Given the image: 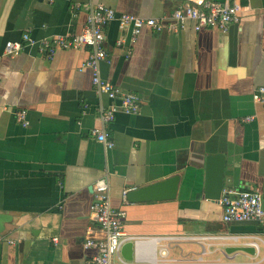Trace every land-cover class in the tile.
Listing matches in <instances>:
<instances>
[{"label": "crops", "instance_id": "0c3cea01", "mask_svg": "<svg viewBox=\"0 0 264 264\" xmlns=\"http://www.w3.org/2000/svg\"><path fill=\"white\" fill-rule=\"evenodd\" d=\"M238 1L241 22L226 31L196 30L187 19L175 32L143 26L132 40L117 20L107 24L99 75L138 94L140 104L103 122L113 100L96 92L91 68L80 69L91 47L48 55L40 41L78 33L88 5L170 23L181 1L0 0V214L8 217L1 264H84L96 254L84 239L89 228L98 231L90 204L102 176L113 207L125 211L122 231L139 241L133 260L264 264L263 227L223 222L220 204L203 195L206 156L223 153V188L256 189L264 207V105L252 99L264 85V0ZM24 32L35 42L5 54L4 43ZM93 127L113 145L98 141ZM174 174V199L123 202L124 188ZM234 246L254 251H225Z\"/></svg>", "mask_w": 264, "mask_h": 264}, {"label": "built area", "instance_id": "2783aa9c", "mask_svg": "<svg viewBox=\"0 0 264 264\" xmlns=\"http://www.w3.org/2000/svg\"><path fill=\"white\" fill-rule=\"evenodd\" d=\"M171 15L170 23L163 22L156 17H142L136 14L121 12L104 3L85 6L88 10L86 23L75 34H55L45 37L40 41V51L51 55L57 49H69L90 46L92 51L88 58L81 64L80 69L89 67L92 70L91 83L98 93H106L113 102L101 113V120L108 122L115 116V112L122 110L126 113H136L139 110L140 98L138 94L124 91L107 80L101 78L98 70L100 60H107V51L104 47V27L113 20H117L120 29L130 34L135 39L143 26H148L155 32H175L183 28L187 19L192 20L194 29L214 27L226 31L230 24L241 22L242 6L238 0H180ZM78 6V4H75ZM121 39L117 40L119 43ZM35 40L28 32L22 34L20 40H7L4 43V53L7 55L18 54L25 44L34 43ZM252 99L264 105V85L257 86L252 92ZM117 100V101H116ZM16 117L23 124H27L25 110L16 112ZM248 116L245 119H250ZM91 132L97 140L105 146L111 147L109 140L102 128L93 127ZM131 188L122 190V200L127 201L126 195ZM92 202L90 214L97 225L98 231L92 228L86 233L84 246L97 249L84 264H146L139 260H127L122 257L120 249L124 242L133 240L138 244V239L126 234L121 229L124 210L116 209L111 203L109 182L105 176L97 178L92 184ZM217 202L222 209L223 222L257 221L264 229V207L260 192L256 189H222ZM54 240H56L54 238Z\"/></svg>", "mask_w": 264, "mask_h": 264}, {"label": "water", "instance_id": "95a60500", "mask_svg": "<svg viewBox=\"0 0 264 264\" xmlns=\"http://www.w3.org/2000/svg\"><path fill=\"white\" fill-rule=\"evenodd\" d=\"M225 155L223 153L209 154L205 160V178L203 195L206 199L217 201L221 195L224 185ZM180 175L174 174L165 179L152 182L145 186L131 188L128 190L126 198L129 202H142L148 200L174 199L177 195ZM8 217L0 214V232L4 229V221ZM252 252L253 246H234L225 248L226 252L234 250ZM2 243L0 242V264H1ZM136 243L128 240L123 243L120 253L123 258L131 260L134 258Z\"/></svg>", "mask_w": 264, "mask_h": 264}, {"label": "bare ground", "instance_id": "6f19581e", "mask_svg": "<svg viewBox=\"0 0 264 264\" xmlns=\"http://www.w3.org/2000/svg\"><path fill=\"white\" fill-rule=\"evenodd\" d=\"M152 257H154V256H152ZM152 257H151V258H152ZM153 260H154V259H153Z\"/></svg>", "mask_w": 264, "mask_h": 264}]
</instances>
